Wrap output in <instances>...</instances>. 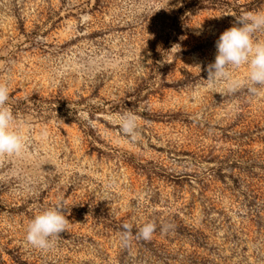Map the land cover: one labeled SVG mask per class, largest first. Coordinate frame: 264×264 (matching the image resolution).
I'll return each instance as SVG.
<instances>
[{
	"label": "rangeland",
	"instance_id": "rangeland-1",
	"mask_svg": "<svg viewBox=\"0 0 264 264\" xmlns=\"http://www.w3.org/2000/svg\"><path fill=\"white\" fill-rule=\"evenodd\" d=\"M247 12L264 0H0V83L27 142L0 159V264H264V96L204 80ZM58 201L67 230L33 248L28 223Z\"/></svg>",
	"mask_w": 264,
	"mask_h": 264
},
{
	"label": "clouds",
	"instance_id": "clouds-1",
	"mask_svg": "<svg viewBox=\"0 0 264 264\" xmlns=\"http://www.w3.org/2000/svg\"><path fill=\"white\" fill-rule=\"evenodd\" d=\"M235 18L233 26L216 40L215 59L207 64V79L204 80L213 87L224 83L229 94L246 89L252 97L264 96V39L257 35L264 34V12H247ZM242 67L246 68L243 79L237 75ZM8 101L9 89L6 84L0 83V159L21 157L27 150V142ZM139 119L133 111L125 112L119 118L121 133L132 142L140 136ZM69 214L63 201L40 211L26 227L27 243L41 251L51 250L67 230ZM132 227L128 223L122 225V240L127 241L132 237ZM170 227L168 224L162 225L161 231L167 232ZM155 230L156 224L147 222L138 229L136 238L150 240Z\"/></svg>",
	"mask_w": 264,
	"mask_h": 264
},
{
	"label": "trees",
	"instance_id": "trees-1",
	"mask_svg": "<svg viewBox=\"0 0 264 264\" xmlns=\"http://www.w3.org/2000/svg\"><path fill=\"white\" fill-rule=\"evenodd\" d=\"M200 8V7H199Z\"/></svg>",
	"mask_w": 264,
	"mask_h": 264
}]
</instances>
